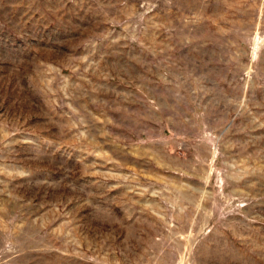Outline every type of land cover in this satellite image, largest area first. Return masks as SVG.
<instances>
[{"label": "rangeland", "instance_id": "1", "mask_svg": "<svg viewBox=\"0 0 264 264\" xmlns=\"http://www.w3.org/2000/svg\"><path fill=\"white\" fill-rule=\"evenodd\" d=\"M0 264H264V0H0Z\"/></svg>", "mask_w": 264, "mask_h": 264}]
</instances>
